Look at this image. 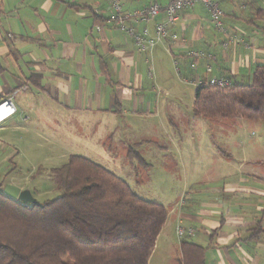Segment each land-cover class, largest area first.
I'll return each instance as SVG.
<instances>
[{
  "label": "crops",
  "instance_id": "obj_1",
  "mask_svg": "<svg viewBox=\"0 0 264 264\" xmlns=\"http://www.w3.org/2000/svg\"><path fill=\"white\" fill-rule=\"evenodd\" d=\"M119 1L125 13H132L152 3L165 6L169 0ZM24 5L9 9L0 2V102L11 98L16 108L0 123V165L10 164L21 147L29 148L21 142L30 138L27 125H73L76 133L79 127L87 128L98 143L119 142V121H125L126 129L140 122L168 129L166 121L174 128L187 105L192 113L194 82L214 78L250 83L255 67L264 65V0H249L243 7L234 0H220L227 33L237 38L227 48L222 46L226 36L214 30L205 8L195 5L180 13L170 28L174 40L167 38L143 53L109 21L107 0H46L21 10ZM127 25L138 31L146 28L153 35L155 22L128 20ZM191 51L212 58L194 61ZM170 62L183 72L180 85L160 84V69ZM154 69L156 77L150 74ZM97 125L104 132L96 136ZM219 130L226 148L243 146L238 134ZM152 134L134 141L124 158L139 165L127 154L144 142L164 152ZM168 137L175 149L176 140H185L183 144L194 140L191 134L182 139L175 130L168 131ZM207 147L209 155L196 154L205 161L193 170L199 176L183 182L169 209L163 205L167 218L157 239L164 234L166 241L172 233L177 238L180 223L193 229L182 239L204 248V264H264V176L256 175L244 158L237 175L220 171L209 157L219 161V155L230 152L214 144ZM182 198L184 203L179 204ZM182 239L177 238L178 249Z\"/></svg>",
  "mask_w": 264,
  "mask_h": 264
},
{
  "label": "trees",
  "instance_id": "obj_2",
  "mask_svg": "<svg viewBox=\"0 0 264 264\" xmlns=\"http://www.w3.org/2000/svg\"><path fill=\"white\" fill-rule=\"evenodd\" d=\"M195 86L192 114L211 120L264 121V65L250 83ZM127 158L146 167L130 150ZM59 192L23 204L0 188V264H148L166 208L140 198L119 176L80 155L52 171ZM180 264H204V248L182 239Z\"/></svg>",
  "mask_w": 264,
  "mask_h": 264
},
{
  "label": "rangeland",
  "instance_id": "obj_3",
  "mask_svg": "<svg viewBox=\"0 0 264 264\" xmlns=\"http://www.w3.org/2000/svg\"><path fill=\"white\" fill-rule=\"evenodd\" d=\"M1 1L9 9L23 3L26 7L21 10H27V6L44 4L46 0ZM156 70L154 69V73L150 71V74L156 77ZM178 71L181 76L178 75ZM160 72V84L164 86L172 83L180 85L179 83H182L184 78L181 68L172 62L164 69H160ZM187 88L193 97L194 86L190 85ZM185 108L183 107L182 110ZM183 114L179 120L176 116L174 117L176 119L174 128L166 121L167 126L165 127L168 129L162 128L160 124L148 126L145 122L130 124V128L126 129L125 121L121 120L117 130V133L121 135L120 141L115 143H111L109 139L98 143L91 137L92 134L90 135L87 128L79 127V133H76L72 129L73 125L69 128L61 124L41 122L27 125L30 128V138L21 136V142L27 143L29 148L21 147L20 154L12 157L10 164L0 165V188L14 199H17L23 190H28L39 203L54 198L59 192L55 187L52 171L65 163L69 153H72L84 156L113 172L122 178L140 198L162 204L169 209L177 198L183 182L199 176V173L193 170L196 169L197 164L203 165L205 161L204 158L196 159V154L209 155L208 144L210 146L214 144L217 148H225L231 154L229 156L219 155V161L216 156H208L210 162L212 159L213 167H219L220 171L228 170L229 173L237 175L238 164L244 158L247 161L246 166L249 165L256 175L264 176V121L195 118L188 105L186 113ZM91 126L94 125L91 124L90 129H92ZM98 127L99 125L96 126V136L104 132L102 125ZM219 127L224 129L226 134H238L243 146L226 148ZM174 130L182 136V139L190 137L191 134L194 140L185 144L182 143L185 140H176L175 145L178 144V149H175L174 143L168 137V131L173 133ZM153 132L155 134H152ZM151 134L157 136L160 146L165 147L162 150L164 152H160V149L153 144L144 142L134 151L138 152L150 166L144 167L128 162L124 158L126 148L132 147L131 144L138 138H152ZM164 237L165 235L162 234L157 239L148 264H180L177 238L173 233L166 241Z\"/></svg>",
  "mask_w": 264,
  "mask_h": 264
},
{
  "label": "built area",
  "instance_id": "obj_4",
  "mask_svg": "<svg viewBox=\"0 0 264 264\" xmlns=\"http://www.w3.org/2000/svg\"><path fill=\"white\" fill-rule=\"evenodd\" d=\"M234 1L240 3V5L243 7L244 3L249 0ZM107 3L110 7L109 21L121 31L127 33L133 39L136 51L138 53H143L153 49L158 43H161L167 38L174 40L176 36L170 34V28L174 25L180 13L192 9L195 5H202L209 15V19L214 30L226 36V40L222 43V46L224 48H227L230 42L237 41V38L228 35L227 30L224 26L223 12L220 7V0H169L165 6H162L159 3H152L149 6L144 7L140 10H136L132 13H125L119 0H107ZM159 15H161L160 18H158ZM128 20H132L134 22H155L153 35H150L146 28H144L142 31H138L137 29L128 26ZM99 29L100 28L98 27L97 30ZM188 54L194 61L204 57L208 59L212 58L211 55L205 54L201 51H191ZM175 65H177L176 62ZM194 66L195 63H192L191 67ZM178 75L181 76L179 71ZM201 83L202 81L199 80L194 82L193 84L195 86H198ZM206 85L223 88L229 85V81L225 79L211 78L206 81ZM15 111L16 108L11 101V98H7L1 101L0 123L13 115ZM183 203L184 199L182 198L179 201V204ZM175 233L178 239H182L183 237L191 236L193 233V229L190 227H184L183 225L178 223L175 228Z\"/></svg>",
  "mask_w": 264,
  "mask_h": 264
},
{
  "label": "water",
  "instance_id": "obj_5",
  "mask_svg": "<svg viewBox=\"0 0 264 264\" xmlns=\"http://www.w3.org/2000/svg\"><path fill=\"white\" fill-rule=\"evenodd\" d=\"M16 200L23 204H29V205L39 204V202L31 195V193L28 190L21 191Z\"/></svg>",
  "mask_w": 264,
  "mask_h": 264
}]
</instances>
